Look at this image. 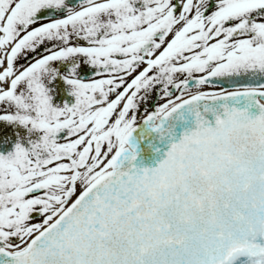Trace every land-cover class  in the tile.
<instances>
[{
	"label": "snow or ice",
	"instance_id": "1",
	"mask_svg": "<svg viewBox=\"0 0 264 264\" xmlns=\"http://www.w3.org/2000/svg\"><path fill=\"white\" fill-rule=\"evenodd\" d=\"M0 121V264H264V0H0Z\"/></svg>",
	"mask_w": 264,
	"mask_h": 264
},
{
	"label": "flooded vegetation",
	"instance_id": "2",
	"mask_svg": "<svg viewBox=\"0 0 264 264\" xmlns=\"http://www.w3.org/2000/svg\"><path fill=\"white\" fill-rule=\"evenodd\" d=\"M57 88L60 94L56 96L54 102L59 101L62 103L65 99H67L69 103L74 102V97L68 95L67 86L64 85L62 81H57ZM35 135L36 134L33 133L32 137L34 138ZM28 136V131L20 125H13L5 121H0V153L6 154L11 151L18 139L23 140L24 143L27 144Z\"/></svg>",
	"mask_w": 264,
	"mask_h": 264
}]
</instances>
